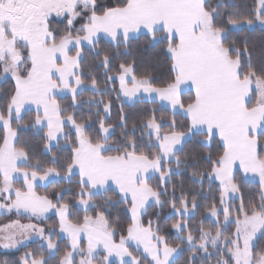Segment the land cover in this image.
<instances>
[{"label": "snow or ice", "instance_id": "obj_1", "mask_svg": "<svg viewBox=\"0 0 264 264\" xmlns=\"http://www.w3.org/2000/svg\"><path fill=\"white\" fill-rule=\"evenodd\" d=\"M242 8L237 0H0V211L40 219L54 210L59 226L0 225L3 249L24 245L29 233L40 239L39 253L0 264H77V254L78 264H178L185 251V264H264V0L250 14ZM140 35L158 49L148 61L132 54ZM86 90L93 95L84 99ZM109 90L117 95L106 99ZM58 93H70L67 107ZM115 101L118 119L108 123ZM144 101L170 115L144 109L130 122L125 103ZM31 104L28 125L22 113ZM85 104L89 113L95 106V121L69 113ZM28 128L47 129V159L20 144ZM185 175L189 187L173 180ZM257 177L259 197L245 202L242 189ZM50 178L75 186L40 194ZM118 204L126 224L112 217ZM149 207L157 219L145 224ZM165 208L181 243L161 234ZM61 233L70 244L57 259Z\"/></svg>", "mask_w": 264, "mask_h": 264}, {"label": "trees", "instance_id": "obj_2", "mask_svg": "<svg viewBox=\"0 0 264 264\" xmlns=\"http://www.w3.org/2000/svg\"><path fill=\"white\" fill-rule=\"evenodd\" d=\"M237 2L243 4L242 11L245 14H250V12L257 6V0H237ZM77 27H79V25H77ZM251 34L254 37L259 36L260 35L259 28H257L256 31L251 33ZM135 43L136 42L134 41V45H135ZM146 43H147V38L143 35H140V37H139L140 47L139 48H136L135 46L133 47V53L132 54H133V56L137 57L140 61H148V60L152 59L155 56L156 52L158 51V49H152V48L145 47ZM99 47H102V48L107 47V40L102 38ZM130 58L131 57H129V59ZM117 70L118 69L114 65L113 71L115 72ZM96 71L101 74V76H100L101 87H105V85L103 83V76H102V73L104 70L102 68H100V69H96ZM139 71H140V69H138V72ZM9 83H11V81H9ZM6 86L7 85L0 84V88L6 87ZM108 87L110 89L111 85H109ZM115 87H117V88L119 87L118 81L116 82ZM82 95H83L84 99H87L89 96H92L93 93L90 90H86ZM116 95H117L116 92H112L111 90H109L105 94V98L106 99L107 98H114ZM188 95H191L190 91L185 92V98H187ZM57 99H59L61 101V103L65 107H67V105L70 101V95L60 96V97H57ZM119 103H120V101L114 102L112 113H111V119H109L107 121L108 123H115L117 121L118 111H119V109H118ZM124 107H125V111L129 113L130 122L133 119H135V120L142 119L145 115V113L142 111L144 109L158 108V109H160V111L157 113L158 115H170V113L168 112L167 107L165 105H161L159 103L153 104V103H150L148 101H144L143 103H136V104H133L132 102H128V103H125ZM73 111L76 112L78 119L80 116H87L90 114L93 115L94 121L96 119L95 118V111H96L95 106L92 107L91 113H89L88 105H86V104L81 106L78 109H75V110L71 109V108L69 109V113H71ZM69 113H65V115H67ZM35 115H36V111L34 109H30V110L26 111L25 114L23 115V122L25 124L30 125L32 123ZM100 115L103 116L104 113L101 111ZM97 126H98V124L94 122L93 128H95ZM46 130H47L46 128H43L42 130L37 129V128H28L26 130H22L20 132V144L21 145L27 144L30 148V151L32 149H35V151L33 152L34 156L40 157L41 159H47L46 157L41 155L42 145L40 144V138L43 135V133L46 132ZM119 131H120L119 128H117L116 129L117 135L119 134ZM61 144H63L62 139H61ZM188 147H191V144L186 145V149ZM210 150L215 151V146H213L212 149H204V152H207ZM78 178H79L78 175L74 176L73 181L77 180ZM180 179H184L187 181V176L185 175V176H181V177H173L174 181H178ZM16 186H20V181H17ZM68 186L74 187L75 184L73 183L72 185H68L67 181H64L62 179H58V180H53V181L49 182L48 184L42 185L41 187H38L37 191L42 195L43 194H49L51 197V194L54 191H58L60 188L68 187ZM185 186L186 187L191 186V182L187 181ZM195 187L197 189H199L200 185L197 184V185H195ZM208 187H209L208 182L205 181L204 182L205 193H207ZM212 189H213L212 195H218V193L215 191L216 183L212 184ZM242 193H243V198H244L245 202H247L248 200H250L252 198L258 199V197H259V183L251 180V182L245 184L244 188L242 189ZM109 195H112V193H109ZM177 195H179V191L177 192ZM212 195L209 196L208 200H201L202 207L197 210L196 215H195L194 219L192 220L193 226H196L199 223V221L204 218V208L210 202ZM69 197H71V193H68L65 198L68 199ZM239 202H240L239 199L232 200L233 204H239ZM156 211H158V209L153 208V207H149L148 214L144 217L145 224L147 223V220H149V219H152L153 221H155L157 219V217L155 215H153V213ZM12 215H13V217L14 216L26 217V216H21V214L18 215L16 213H12ZM79 215L83 216V212L81 211L79 213ZM167 215H169V209L165 208L163 210V212L161 213V217H160V223L164 226V231L161 234L165 235L168 238L169 243L172 245L181 243L180 241L175 239V231L172 230L170 227V225L173 221L168 220L167 222H165L164 217ZM7 216L8 215L0 216V221L2 222L5 219H7L6 218ZM117 216H119L125 224L129 222L128 216L126 215V213L124 211L123 205L118 204L112 210V217L115 218ZM222 219L223 218L221 217V220ZM43 223H46V224L50 225L51 227L55 226L57 231L59 232V226L57 225V217L55 214L49 215L47 219L43 220ZM212 224H213L212 218L204 219V226L205 227H211ZM234 227L235 226L232 225L228 229V231L229 232L234 231ZM54 239L58 240V242H59L60 251L57 254V259H58L59 256L63 255V253L66 250H69L68 246L70 244V241H69V239L63 237L61 234L59 236L54 237ZM118 239H119V237L117 236V241H118ZM39 245H40V241H36V242L29 243L24 248L22 247V248H19L17 250L0 249V260H3V259L18 260L21 256L24 255L25 252H28V251H37V253H39ZM129 246H130V249H135V247H133L131 245H129ZM45 255H47V253H45ZM187 255H188V253H187V251H185L184 254L179 257L178 264H185V260H186ZM79 259H80V256L77 255V258H76L77 263H78ZM214 259L215 258H213V260ZM53 264H54V262H53ZM113 264H119V263L113 262Z\"/></svg>", "mask_w": 264, "mask_h": 264}, {"label": "rangeland", "instance_id": "obj_3", "mask_svg": "<svg viewBox=\"0 0 264 264\" xmlns=\"http://www.w3.org/2000/svg\"><path fill=\"white\" fill-rule=\"evenodd\" d=\"M64 95H70V93H58V95H57V97H60V96H64ZM60 179V178H59ZM252 181H255V182H258V177L256 178V179H254V180H252ZM46 182V181H45ZM259 183V182H258ZM234 200H236V199H234ZM12 213L13 212H11V213H7V219H5L4 221H0V225H2V224H7V223H9L10 221H12V220H15V219H20L18 216H14L13 217V215H12ZM51 214H55V211L54 210H51V211H49L46 215L47 216H45V217H42V218H40V219H34L33 221L31 220V219H28L29 218V215H27V214H21V216H26V217H23V218H21L23 221H21L23 224H28V223H34V224H38L39 226H43V227H51L50 225H48V224H46V223H43V220H45V219H47L48 218V216L49 215H51ZM56 215V214H55ZM0 216H2L1 214H0ZM56 217H57V215H56ZM211 218V217H210ZM43 219V220H42ZM213 220L215 219V218H212ZM57 225H58V217H57ZM61 235L63 236V237H65V238H67L68 239V237H67V234H63V233H61ZM17 238H22V237H17ZM82 240H83V244H82V246H84V247H86L87 246V239H86V237H82ZM36 241H40V239L36 236V234L35 233H29L28 234V237H27V239H25V241H24V245H22V246H18L16 249H11V250H17V249H19V248H24L25 246H27L29 243H32V242H36ZM130 245L131 246H133V247H135V243L134 242H130ZM0 249H3L2 247H0ZM4 250H6V249H4ZM98 252H99V255L100 256H102V255H104V253H103V251H102V249H99L98 250ZM78 255V254H77ZM77 255H76V257L75 258H77ZM112 259V261L113 262H118L119 263V261H118V258H115V257H113V258H111ZM78 264V263H77Z\"/></svg>", "mask_w": 264, "mask_h": 264}, {"label": "crops", "instance_id": "obj_4", "mask_svg": "<svg viewBox=\"0 0 264 264\" xmlns=\"http://www.w3.org/2000/svg\"><path fill=\"white\" fill-rule=\"evenodd\" d=\"M186 91H188V90H186ZM186 91H185V92H186ZM165 106H166V105H165ZM166 107H167V106H166ZM25 108L27 109L26 111H28V110H30V109H34V110L36 111V105H34V104L26 105ZM26 111H24V112L22 113V115H24ZM58 179H59V178H50L49 181H46V182L44 181V182H42V185L48 184L49 182H51V181H53V180H58ZM13 213H16L15 210H13ZM0 214H1V215H7V213H3L2 211H0ZM46 214H47V213H46ZM46 214H45V216H47ZM19 218H20V219H18V220H20V222L23 221V220L21 219V218H23V217H19ZM28 219H31V220L33 221V220L36 219V218L33 219V218H30V217H29ZM15 220H17V219H15ZM21 223H22V222H21Z\"/></svg>", "mask_w": 264, "mask_h": 264}]
</instances>
